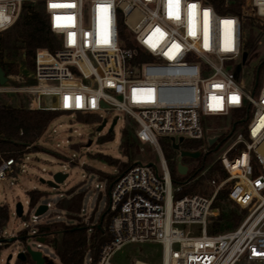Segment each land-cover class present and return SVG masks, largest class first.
I'll list each match as a JSON object with an SVG mask.
<instances>
[{
	"label": "built area",
	"instance_id": "built-area-1",
	"mask_svg": "<svg viewBox=\"0 0 264 264\" xmlns=\"http://www.w3.org/2000/svg\"><path fill=\"white\" fill-rule=\"evenodd\" d=\"M26 3L41 4L59 48L37 49L33 84L6 91L31 95V110L95 114L100 121L101 112L124 113L138 140L152 145L159 156L158 165L136 163L117 178L109 191L110 238L100 247L97 260L87 254L84 264H115V255L125 246L147 243L162 247L161 264H264V76L256 91L261 66L252 91L241 80L248 39L244 25H254L252 14L264 18V0H247L251 13L245 14L244 6L242 16L221 15L200 0H181L179 20L169 18L167 0H0L7 18L0 23V33L14 26ZM52 3L74 7L54 9ZM190 4L197 5L194 20ZM100 5L108 7L106 16L98 12ZM225 20L234 23L225 25ZM233 96L239 97L238 103L232 102ZM233 115L236 122L225 134L234 139L213 162L225 176L216 171L205 182L208 194L178 196L181 187H174L160 140L171 143L174 138L178 143L183 138L180 150L199 151L203 157L221 147L224 134L209 135L203 119ZM237 126L243 130L237 132ZM214 137L219 138L210 145L208 140ZM185 141L202 145L186 150ZM175 152L178 164L180 153ZM185 159L188 175L191 169ZM20 166L23 163L17 165L13 159L3 160L0 180L15 175ZM222 190L245 214L235 229L209 234L219 213L213 206ZM36 220L34 216L35 227ZM183 225L200 226V234L185 232ZM28 234L35 241L45 238L54 244L52 235L36 228ZM1 239L0 229V246L5 243ZM138 263L148 264H134Z\"/></svg>",
	"mask_w": 264,
	"mask_h": 264
},
{
	"label": "rangeland",
	"instance_id": "rangeland-1",
	"mask_svg": "<svg viewBox=\"0 0 264 264\" xmlns=\"http://www.w3.org/2000/svg\"><path fill=\"white\" fill-rule=\"evenodd\" d=\"M33 6L37 7L35 4ZM244 6L246 8L245 14H250L251 9L249 6L247 7V0H245ZM250 18L254 25L252 27L244 25L246 29L244 28L243 35L245 39L248 38L247 42L253 38L255 47L249 53L241 73V80L248 90L252 91L255 86L253 85V80L257 69L261 66L259 84L256 87L258 93L263 86L264 76V18L255 14H252ZM15 32V29H11L2 33L0 37L1 40H9L11 45L16 47L10 50H0L4 55V61L13 63L15 70V73L6 75L13 76V79L8 84L0 86V105L29 108L33 101L31 95L25 92L6 91V88H20L33 84L32 62L26 60L23 50L18 47L20 44L15 40ZM100 116L103 120L105 118H108V120L104 128L98 131L103 120L99 122L91 119L85 121L78 119L76 114L63 113L50 124L46 133L37 141L39 149L26 155L23 161L24 166H20V171L16 175L8 176L5 180H0V204H8L10 208L9 218L1 229V240L5 243L0 246V264H7V259L11 254L10 264H16L18 253L24 250L25 246H30L33 250L42 252L46 259V264H59L54 244L45 242L38 246L34 238H25L28 234L22 235L24 230L28 229L30 233L36 228L32 223L36 208H31L28 204L29 191L37 189L46 193V196L40 200L38 205H49V208L45 214L37 217L36 222L39 224L54 222L74 223L69 220L65 212L60 211L56 207V203L75 188L86 192L82 215L84 216V221L88 222V224H90L91 218V222L93 224L96 223L98 217L108 208L109 190L107 189L106 178L108 176H117L119 171L117 168L95 158V155L102 154L126 162L127 159L123 157L120 151L121 136L125 128L133 132V124L131 119L124 113L101 112ZM116 117H118V120L112 131V139L105 142L101 141L110 132L111 125ZM235 122V115L221 118H204L203 126L207 132L210 131L209 135H214L215 132L222 135ZM248 122L249 120H247L245 125ZM241 130H243L242 126H239L237 132ZM233 139L232 137L226 141H221V147L209 156L210 162H206L204 156L199 159L186 158L184 160V163L188 164L191 169L189 174L195 170L198 171L193 178L194 180L200 177L201 172L211 162L217 160ZM89 142H91L90 146H88ZM136 154L135 163L159 164L158 153L152 145L139 142L136 147ZM70 161H73V163H70ZM205 165L206 167L201 169ZM200 170L202 171L199 172ZM58 172L67 174L66 180L59 188L54 189L41 183L42 179L50 180L52 175ZM179 176L184 177L182 175ZM181 185L183 184L179 186L182 187ZM174 187L176 188L177 186L174 185ZM205 191L208 194L209 188H206ZM19 202L23 206L26 218H18L15 214V207ZM230 207L232 208V205ZM180 228L192 235L200 234V226L198 225H183ZM13 237L20 239L9 242V239ZM53 238L60 240L61 233L53 236ZM136 261L148 264H161L162 247L152 243L131 244L125 246L113 259L115 264H134Z\"/></svg>",
	"mask_w": 264,
	"mask_h": 264
},
{
	"label": "trees",
	"instance_id": "trees-1",
	"mask_svg": "<svg viewBox=\"0 0 264 264\" xmlns=\"http://www.w3.org/2000/svg\"><path fill=\"white\" fill-rule=\"evenodd\" d=\"M205 4L212 6L216 12L221 15H237L242 16V10L245 5V0H200ZM26 3L22 14L17 19L11 29L16 30V42L24 52L26 60L32 62L37 49H48L55 52L59 48V42L55 35L49 30L47 17L43 12L41 4ZM10 29V30H11ZM0 33V37H1ZM254 39L251 38L246 43V53H250L255 47ZM16 48L11 45L9 40H1L0 50H10ZM0 64L6 75L15 73L14 64L6 63L4 55L0 52ZM63 112H55L48 110H31L25 107H13L9 105H0V164L3 160L13 159L17 165L23 163L27 154L39 149L37 141L46 133L50 124L57 119ZM76 117L81 120L100 121L99 116L95 114H76ZM239 126H237L238 129ZM229 136L228 133L223 134L221 140L224 141ZM112 139V131L104 136L101 141L105 142ZM140 141L136 135L125 128L122 131L120 151L123 157L127 159L123 162L119 159H114L110 156L97 154L95 158L102 160L118 169L117 176H108L107 189L110 191L117 178L129 170L136 163V147ZM164 156L168 162L171 172L173 184L181 185L179 195H189L194 193L206 194L205 182L213 177L216 171L224 177L225 173L221 169L219 163L213 162L209 166L211 168L205 176L193 179L198 171H193L191 174L180 177L177 170V154L173 150L171 143L166 139L160 140ZM201 142L185 141L182 147L186 150H198ZM215 148H212L207 155L204 156L206 162L209 161V156ZM208 166V167H209ZM206 167L203 166L201 169ZM19 170L16 171L15 175ZM200 170L199 172H201ZM193 179V180H190ZM190 180V181H189ZM46 196V193L37 189L28 192V198L31 208L38 206L40 200ZM86 196L85 191H80L77 188L72 189L67 195L56 203V207L66 213L69 220L74 223L65 224L63 222L42 223L36 226L39 233L44 232L49 235H57L61 233V239L58 240L56 253L59 258V264H84L87 254L97 260L100 247L109 240L108 227L112 219V214L109 209H105L98 217L96 223L90 224L84 221L83 203ZM232 205V208L230 207ZM219 210L218 215L213 219L212 224L208 227L209 234H218L230 229H235L243 219L244 211L233 205L227 196V191L219 192L213 206ZM10 208L8 204H0V229L5 225L9 218ZM26 218L23 216L22 218ZM92 223V224H91ZM29 230L26 229L22 235H27ZM16 264H35L32 260L27 259L25 262L16 261Z\"/></svg>",
	"mask_w": 264,
	"mask_h": 264
},
{
	"label": "water",
	"instance_id": "water-1",
	"mask_svg": "<svg viewBox=\"0 0 264 264\" xmlns=\"http://www.w3.org/2000/svg\"><path fill=\"white\" fill-rule=\"evenodd\" d=\"M247 58H248V53L245 52L243 54V57H242V63L243 64L246 63ZM241 68H242V65H239L237 72L235 73L236 77L238 76ZM8 81H9V78L6 76V73L0 64V86L6 85L8 83ZM116 122H117V119H114L113 123L111 125L110 132L113 131V128H114ZM105 125H106V121L104 120L102 122L101 126H99L98 131H101ZM218 138L219 137L210 138L208 140L209 144L213 145L218 140ZM182 142H183V138H180L178 143L175 142L174 138H171L173 150L178 151L180 153V156L178 157V164H177L178 173L182 176H185L188 172V168H187V166L182 164V158L199 159L201 157V152H199V151L190 152V151L180 150V143H182ZM90 144H91V142L88 143V146H90ZM139 163L140 162H137V164H139ZM150 165H152V164H150ZM66 178H67V174H64L62 172H58V173L52 175L50 180L42 179L41 183L45 184L51 188L57 189V188H59V186L61 184L64 183ZM47 211H48V205L40 204L36 207L34 216H36V217L42 216ZM15 214L18 218H22L24 216L23 206L20 202L16 204ZM27 237L33 238L29 234L27 236H25V238H27ZM18 239H20V238L13 237V238L9 239V242L17 241ZM36 241L41 243V244H44L46 242V239L45 238H36ZM57 245H58V238H55V240H54L55 248L57 247ZM11 259H12V254L9 255V257L7 259V264H10ZM27 259L32 260L35 264H46V259L44 258L42 252L37 251V250H33L30 246H25V249L22 250L17 255L18 261L25 262Z\"/></svg>",
	"mask_w": 264,
	"mask_h": 264
},
{
	"label": "snow or ice",
	"instance_id": "snow-or-ice-1",
	"mask_svg": "<svg viewBox=\"0 0 264 264\" xmlns=\"http://www.w3.org/2000/svg\"><path fill=\"white\" fill-rule=\"evenodd\" d=\"M180 3H181V0H167L169 18H173L176 20L180 19ZM50 7L55 9V8H60V7H74V5H64V4L52 3V4H50ZM196 8H197L196 4L188 5L189 16H190V19H192V20H194V18H195ZM98 12L103 13L106 16V14L108 13V7L104 6V5H100V6H98ZM204 16H205V24H207V17H208V11L207 10H205ZM5 19H7V18L4 17L3 12L0 11V23H2L3 20H5ZM55 19L57 21H60L61 19H66V20L71 21L73 18L72 17H66V18L56 17ZM233 23L234 22L231 20L223 21V24H225V25H232ZM155 31L160 32L161 36L164 35V33L159 28H157ZM190 34L195 35V32L190 31ZM107 42H108L107 38H105V43H107ZM175 47H178V45H176ZM217 87H219V86H217ZM65 99L67 101L68 98H65ZM231 100L234 103H238L239 97L233 96V97H231Z\"/></svg>",
	"mask_w": 264,
	"mask_h": 264
},
{
	"label": "bare ground",
	"instance_id": "bare-ground-1",
	"mask_svg": "<svg viewBox=\"0 0 264 264\" xmlns=\"http://www.w3.org/2000/svg\"><path fill=\"white\" fill-rule=\"evenodd\" d=\"M138 264H141V263H138Z\"/></svg>",
	"mask_w": 264,
	"mask_h": 264
},
{
	"label": "flooded vegetation",
	"instance_id": "flooded-vegetation-1",
	"mask_svg": "<svg viewBox=\"0 0 264 264\" xmlns=\"http://www.w3.org/2000/svg\"><path fill=\"white\" fill-rule=\"evenodd\" d=\"M53 236V235H52Z\"/></svg>",
	"mask_w": 264,
	"mask_h": 264
}]
</instances>
